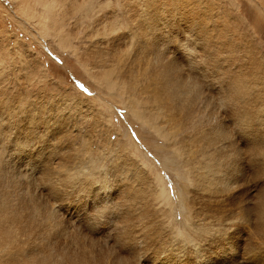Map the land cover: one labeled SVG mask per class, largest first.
Listing matches in <instances>:
<instances>
[{
  "label": "bare ground",
  "instance_id": "6f19581e",
  "mask_svg": "<svg viewBox=\"0 0 264 264\" xmlns=\"http://www.w3.org/2000/svg\"><path fill=\"white\" fill-rule=\"evenodd\" d=\"M91 1L45 0L47 4L43 3L44 9L41 14H45L43 25L46 33H54L57 36L58 44L63 48L70 45L69 35L73 32V29L70 28L68 31L64 30L62 21L66 16V20L69 19V21L72 17L73 24L78 23V20H83L84 17L89 19L88 23L85 22L87 28H83L84 38L88 40L86 50L88 49L89 55L88 58L78 57L85 68L84 70L92 78H97L103 83L109 91L108 95H116L126 111L131 113L130 116L132 115L140 123L147 125L160 139H163L165 147H172L179 167H183V172L189 180L188 184L184 183L182 195L180 191V194L178 193V197L184 199V204H180V206H184L185 211L188 212L187 217L185 216L187 218L185 225L177 231H172V229L166 231L161 226L154 229V232L152 226L148 227L146 231H142L140 236L145 252H147L143 264H184L187 262L191 264H264V248L256 247V244L252 245L256 247L255 249L239 247L241 223L248 224L257 240L264 244V183L262 180L263 185L260 187V191L254 198H248L245 202L247 212L240 207L241 214L245 218L242 221L240 216L232 219L227 217L221 225L215 224L213 223L215 215L207 212L208 208L206 207L210 195L225 191L227 185L234 187L231 184V182H235V180L233 181L234 175H238V172L241 173L239 167H243V164L238 161L236 163L226 161V155L230 148H233L236 139L240 141L239 144L247 146L250 151L263 156L262 159H264V128L260 129L261 125L264 126V68L259 60L258 51L253 46H245L242 37L237 36L233 30L232 21H229L222 12L217 11L216 7L208 2L209 0H190L191 2L186 0H142L141 3L136 0H123L121 11L120 8H113L114 4L112 2V7L109 0L94 5ZM144 1L146 3L142 5ZM33 16H36V12L33 13ZM216 20L223 22V29H215L212 21ZM169 21H175L183 32V38L175 40L172 46L168 39L172 33L165 28ZM121 24L124 25L122 29H120ZM145 25L147 30L144 28ZM73 48L74 51L76 47L73 46ZM178 58L183 59L189 66L196 63L201 64L200 70L196 67L195 69L200 71L202 85L189 83L190 79L186 78L184 68L182 70L183 65L180 64ZM94 66H98L97 72L92 70ZM210 67L213 68L214 81L212 78L210 80L208 78L209 72H211ZM213 93L219 99L216 102L211 101L210 96ZM259 98L261 104L255 106L257 104L255 101ZM213 107L219 111L221 117L210 115V110ZM27 114L23 115L26 117L15 120L14 123H21L24 120L35 122L34 115ZM62 118L58 121L57 127L61 128L58 132L66 129L67 127H63V129L62 126L68 124L70 120L69 117V120L67 117L63 118L64 120ZM213 118L215 119L213 120ZM224 119L231 121L230 129ZM256 119H261V121L255 122ZM91 121L96 127L93 131L101 139L103 134L111 131L107 125L109 122H100L98 117H92ZM27 124L29 123H25V126L29 127ZM22 131L26 132L25 137L31 136V129L24 128ZM71 143L73 142L71 141ZM102 143L104 142L102 141ZM94 144L93 142L92 144L80 143L75 145L77 147L69 144L70 146L65 152L66 155L60 156L59 160L57 158L52 167L54 169L49 168L50 166L47 164L40 166L37 176L34 175L36 178L31 177L32 180L39 182L33 184V188L36 189L40 186L38 189L42 187L44 193L57 199L70 186H79V189L87 192V195L95 200L102 198L103 204L101 203L99 206L100 210L95 218L99 217L98 221L103 219L101 217L105 216L109 202L111 205V201H113L114 206L111 208L116 210L113 222L116 225L118 236L114 235L117 239L122 240L121 244L132 245L135 239L130 235L134 229L132 230L130 227L135 224L134 219L145 221L149 218L148 215L151 211H149V203L146 200L143 202L144 207L135 206L134 198H132L135 191L129 192L126 189L127 177H133L139 181L142 197L148 198V201L151 202L152 199L149 198H156L161 204L168 205L161 215L171 211V207H173V202L170 203L172 199L169 195L170 191L165 186V180L153 176L152 169L139 164L135 153L127 151L128 147L125 146H122L123 151L117 156L119 160L115 157L116 155L114 156V164L118 163L114 165L111 173L109 170L107 172L93 170L87 162L86 155ZM28 146L29 144L15 147L18 148L16 151L21 154ZM97 147L101 149L99 144ZM4 148L3 145L0 146L1 151ZM102 151L107 156L108 150L104 151L103 149ZM39 154L40 151L37 155ZM76 154L79 156L73 157ZM4 159V162L0 161V257L3 258L0 264H105L99 261V258H84V254H79L74 250L72 252L76 254L69 252L66 255L63 253L52 254L45 249L37 255L36 250H33L34 247L28 243L21 246L17 242V235L20 236L22 231L18 228L21 226L20 223L31 226L34 219L38 221L39 216L38 213L33 212L36 202L25 203L21 197L18 198L19 191H16L15 197L12 196L14 201L9 202L12 192L8 188L17 190L16 188L24 182L25 178L22 182L18 180V168L10 162L9 164L6 158ZM257 162L256 168L259 167L257 166L259 162L258 164ZM29 163L33 167V161L31 160ZM260 163L264 165V161ZM260 168L259 170H261ZM6 174H8L7 178ZM99 174L101 175L99 176ZM262 175L260 176L262 177ZM248 178L250 177L248 176ZM95 181H100V187L103 189L112 187L111 194L109 195L107 192L98 194V188L92 185ZM27 185L31 187L30 183ZM37 199L39 200V198ZM196 201L204 203L199 204ZM46 205L48 204L43 203L40 206L39 215L44 217V220L49 219L52 215L56 219V213L49 212V207ZM199 205L201 206L199 207ZM25 207L30 209L26 219L21 213ZM117 211L121 212L122 218L116 215ZM76 217L74 221L78 219ZM130 221L132 224L129 225ZM37 223V226L40 227L41 224ZM237 224L240 227L234 226ZM95 228L98 227L95 226ZM89 232L86 234L89 235ZM243 234L245 233L243 232ZM191 241H194L193 245H190ZM204 241L209 246L211 245L208 255L203 252L204 243L201 242ZM195 243L198 247L194 246ZM44 246L49 248L50 245L46 243ZM213 247L221 249L217 259L209 258L211 254H215L214 250H217H213ZM114 260L110 264H131L129 263L130 259L125 255L114 258Z\"/></svg>",
  "mask_w": 264,
  "mask_h": 264
},
{
  "label": "rangeland",
  "instance_id": "374dc122",
  "mask_svg": "<svg viewBox=\"0 0 264 264\" xmlns=\"http://www.w3.org/2000/svg\"><path fill=\"white\" fill-rule=\"evenodd\" d=\"M105 1L107 2V0H92L91 3L94 5ZM136 1L142 2V0ZM186 1L191 2L190 0ZM109 2L112 7L114 4L113 8H120L119 10L121 11L123 0H109ZM208 2H211V5L215 6L217 11L220 13L222 12L229 21H232L231 26L233 30L236 32L237 36L242 37L245 46H253L258 51L259 60L262 62L264 68V0H209ZM43 3H46L45 0H0V146L3 145V148L4 146L7 148H4L2 151L0 149V161L4 162V158H6L8 163L10 162L18 168L19 176H17V179L22 182L25 178L24 182L18 185L16 188L17 190L8 188L12 192V195L9 194V202L11 200L14 201V194L16 191H19L20 196L18 198L21 197V200L25 201V203L31 204V202H36L33 212L38 213L40 217H38V221L34 219L31 226L20 223L21 226L18 228L22 231L20 236L17 235V242L21 246L28 243L34 247L33 250H36L35 252L37 255L42 253L45 249L49 250L52 254L63 253L66 255L69 252L76 254L72 252V250H74L79 254H84V258H99L98 260L105 264H110L115 261L114 258L123 257L124 255L130 259L129 263L131 264H143L147 252H145L144 244L140 236L142 231H146L150 226H152L153 232L159 226L166 231H168V229L177 231L181 230L185 225L188 212L185 211L186 208L184 206H180V204H184V199L179 198L178 195L180 193L182 195V189L185 184L189 183V180H187L185 172H183V167H179L177 162L178 159L174 156L175 152L172 147H165L166 144L163 139H160L147 125L140 123L132 115L130 116L131 113L126 111L124 105L118 100V97L116 95H108L109 91L104 87L103 83L97 78H92L89 73L84 70L85 68H83L79 58H88L89 55L88 49L86 50L88 40L84 38V29L87 28L86 23L89 22V19L84 17L83 20H78V23L75 22V24H73L72 17L70 22L69 19L66 20V16L65 20L62 21L65 28L64 30L68 31L69 28L71 30L73 29V32L69 35L71 38L70 45L76 48L74 51L73 46L71 47L70 45L62 48L58 44L57 36L54 33H46L43 25L45 14H41L44 9ZM145 3L146 1H144L142 5ZM32 12H36L35 17ZM40 15L42 16L40 17ZM212 23L215 25L216 30L223 29V22L216 20L212 21ZM180 25L183 26V24ZM122 28H124V25L121 24L120 29ZM144 28L147 30L146 25ZM148 28L150 29V26ZM165 28L172 33L171 36L168 37L171 46L175 40L183 38V32L175 21H169L168 26ZM95 35L97 36V34ZM105 38L107 37L105 36ZM178 61L183 65L182 70L184 68V72L187 76L186 78L190 79L189 83H196L199 86L202 85L200 71L195 69L196 67L200 70L201 64L196 63L193 64V66H189L181 58H178ZM210 68L211 72H209L208 78L209 80L212 78L214 81L215 75L213 74V68ZM97 69H99L98 66H94L92 70L97 72ZM210 97L213 102L219 100L215 93ZM255 104V106L260 105L261 99L259 98V100L255 101ZM80 105L82 106L81 108ZM27 113L32 116L34 115L35 122L24 120V122L21 123H14L15 120L26 117L23 115ZM210 115L218 116L219 111L213 107L212 110H210ZM62 117H67V120H69V117L70 120L68 124L66 123L62 126V128H67H63L64 130L62 132H58V130L61 129L57 127L58 121H60ZM92 117H98L99 121L103 123H105V121L107 123L109 122L107 125L111 131L103 134L102 139L93 131L96 127L93 126V122L91 121ZM219 117L221 116L219 115ZM214 119L215 118H213V120ZM260 121L261 119L255 120V122ZM224 122L230 129L231 121L224 119ZM25 123H29L27 124L29 127H26ZM24 128L32 130L31 136L25 137L24 134H26V132L22 131ZM90 128H92V133L91 130L89 131ZM263 128L264 126L261 125L260 129L263 130ZM71 141L73 143H71ZM102 141L104 143H102ZM92 142L95 144L87 152L86 158L93 170L96 169V171L100 170L101 172H103V170H105V172L109 170L111 173L114 165L118 163L116 162L114 164V156L116 155L115 157L117 158L123 151L122 146H125L129 149H127V151L135 153L139 164L143 167H150L152 169L153 173L151 174L153 176L165 180V186L170 191L169 195L172 197L170 203L173 202V207H171V211L164 212L163 215H161L163 210L168 208V205L161 204V202L158 201L159 199L156 198H149L152 199L151 202L150 200L148 201V198L142 197L140 195L142 193L140 192L139 181L136 178L127 177L126 189L129 192L135 191L134 196L132 195L135 206L144 207L143 202L146 200L149 203V211H151L148 215L149 218L145 220L146 222L134 219L135 224L130 227L132 230L134 229L130 235V237L135 239L132 245L126 243L121 244L122 240L115 237V235L118 236L116 225L113 222L115 216L114 211L116 212V210L111 208L114 204L113 201H111L112 203L110 205L108 198L107 203L109 202L108 208L110 209L107 208L105 216L101 217L103 219L98 221L99 217L97 219L95 218L99 213V206H101V203L103 204L102 198L95 200L93 197L87 195V192L79 189V186H70L69 189L62 195H59L57 199L51 196L49 197L47 193H44L45 191L42 187L38 189L40 186L36 187V189L33 188V184H38L39 182L32 180V178H36L34 175L37 176L41 165L47 164L50 166L49 168H52L57 158L59 160L60 156L66 155L65 152L68 150L69 144H73L72 146L77 147L75 145H79L80 143L92 144ZM239 142L240 141L236 139V143H233V148H230L226 155L227 162L236 163L238 161V163L244 165L243 167H239L242 169L239 170L241 173L238 172V175H234L233 181L235 180V182H231L234 187L227 185L225 191L210 195L206 202V207L208 208L207 212L215 215L213 223L218 225H221L227 217H231L230 219H232L240 216V218H242L241 221L244 220L245 218H243V214H241L240 207L244 208L246 211L245 202L248 198H254L258 191H260V187L263 185L262 183H264V165L260 163L264 161V159H262L263 156L254 154L247 146H242ZM27 144H29V146L25 149V152H21L20 154L16 151L18 148L15 146L19 147ZM97 144L100 145L101 149L97 147ZM235 146L238 147L234 148ZM103 149L104 151L108 150L107 156L102 151ZM39 151L40 154L37 155ZM76 156L79 155L76 154L73 157ZM31 160L33 161L34 168L31 166L32 164L30 165L29 163ZM117 160L119 159L117 158ZM256 162L258 164L257 166H259L257 168L255 167ZM259 168L261 170H259ZM249 169H252V173ZM249 173L250 175L252 174V176H250ZM7 175L8 174H6V178L8 177ZM100 175L101 174H99V176ZM260 175H262V177ZM248 176L250 178H248ZM55 178H57V176H55ZM28 183H30L31 187L27 185ZM92 185L98 188V194L107 192L110 195L112 192V187L107 189L101 188L100 181H95ZM256 188L259 189L257 190ZM204 193H206V191H204ZM37 198H39V200ZM209 200H211V202H209ZM196 202L199 204L204 203L203 201ZM43 203L48 204L46 206L49 207V212L53 211L56 213V219L52 215L49 219L44 220V217L39 215V212H41L40 206ZM200 206L201 205H199V207ZM251 210L250 208V211ZM29 211L30 209L26 207L21 210L24 219L27 218V215L30 213ZM95 211L97 213H94ZM116 215L122 218L121 212L117 211ZM152 216L154 218H151ZM75 217L78 219L74 221ZM60 220L61 222H59ZM37 222L41 224L40 227L39 225L37 226ZM130 224H132L131 221L129 222V225ZM102 225H104L105 228ZM95 226L98 228H95ZM113 226L114 228H112ZM234 226L237 227L239 224ZM240 226V248L255 249L258 246L259 248H264V244L257 240L248 224L241 223ZM175 227L177 228L175 229ZM67 230L70 231L68 232ZM88 232L89 235L86 234ZM243 232L245 234H243ZM46 243L50 245L49 248L44 246ZM193 243L194 241H191L190 245H193ZM201 243H204L203 252L208 255L211 245L209 246L205 241ZM254 244H256V247L252 246ZM194 246L198 247L196 243ZM213 250L215 254H211L209 258L213 257L217 259L221 249L213 247ZM2 259L3 258L0 257V263L3 261ZM184 264L191 263L187 262Z\"/></svg>",
  "mask_w": 264,
  "mask_h": 264
}]
</instances>
